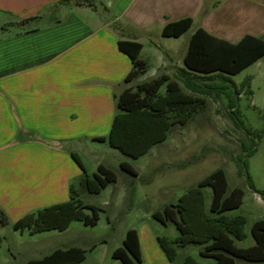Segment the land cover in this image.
Returning <instances> with one entry per match:
<instances>
[{"label":"crops","instance_id":"0c3cea01","mask_svg":"<svg viewBox=\"0 0 264 264\" xmlns=\"http://www.w3.org/2000/svg\"><path fill=\"white\" fill-rule=\"evenodd\" d=\"M58 1L0 0V209L8 219L0 225V264H182L188 259L200 264L191 255L176 262L178 249L198 245L199 256L215 264H231L227 259L236 264L227 252L248 258L258 246L252 233L256 222L250 229L253 244L238 246L246 238L245 218L239 216L244 222L232 232L219 222L231 218L225 215L231 209L217 208L208 217L222 237L199 241L189 234L196 223L189 229L183 223L189 209L186 193L150 215L163 226L172 224L176 237L160 236L147 225L127 227L109 245L106 236L87 230L100 225L104 211L81 195L71 200L69 188L85 177V193L99 195L117 183L115 174L114 182L96 193L90 190V181L104 179L99 168L107 167L99 159L87 168V145L105 143L117 151L108 138L121 115L117 100L124 92L142 99L145 92L138 90L157 83L155 98L167 96L169 88L190 93L174 72L184 68L191 35L202 29L234 44L245 36L264 39V0H83L57 6ZM37 16L38 22L26 21ZM185 18L192 19V26L175 40L188 35L186 48L155 45L154 38H166L165 25ZM247 77L252 86L256 75ZM129 173L135 175L134 170ZM227 189L225 196L234 190ZM67 206H75L80 219H71L63 229L47 227L41 215ZM109 224L100 227L106 230ZM72 229L81 236L59 243L54 239ZM130 233L138 260L125 247ZM163 244L173 251L172 259Z\"/></svg>","mask_w":264,"mask_h":264},{"label":"rangeland","instance_id":"374dc122","mask_svg":"<svg viewBox=\"0 0 264 264\" xmlns=\"http://www.w3.org/2000/svg\"><path fill=\"white\" fill-rule=\"evenodd\" d=\"M187 36L178 41L173 38H154L153 42L159 48L162 45H173L181 50L186 48ZM148 54L151 55L150 52ZM151 72L152 70L147 77ZM251 74L256 75L257 78L251 86L252 95H241L238 108L246 128L261 134L256 153L248 158L247 172L254 187L257 190H264V61L231 78L239 85ZM161 91L163 92V89ZM193 98L197 112L191 113L183 125H171L168 138L136 160L126 157L118 149L113 151L105 143L90 141L87 145L91 151L87 155L89 161L86 163L87 168L100 159L104 161L106 169L117 176V183L110 185L99 195H89L85 192L81 195L86 203L104 211L100 213V225L87 230L95 233V236H106L109 245H112L127 227L138 229L147 225L160 236L176 237L178 232L172 224L163 226L150 215L161 210L165 205L175 203L186 193L188 195L190 192L193 193L189 200L192 209L186 213V222H197L196 219L200 214L206 215L207 218L212 217V206L227 203L226 199L219 202L220 190L216 189H220V186L214 187L211 183L216 181L215 173H218V170L225 176L227 193L233 189L239 191V195L232 199L236 207L225 212L226 216L233 219L242 216L246 220L244 227L246 238L239 242L238 246L249 247L253 244L250 229L254 222H264V202L249 188L247 176L245 173H239L240 166L236 162V156L242 153L241 143L246 140V135L234 127L224 96L216 100L198 95H193ZM124 113L127 112L121 111V114ZM82 157L87 160L86 156ZM123 160L133 169L122 163ZM133 170L134 176L129 173ZM198 193L202 195V199H199ZM228 203H231V199ZM200 211L202 213H199ZM107 221L110 222L109 228L101 229L100 226L107 225ZM195 225L198 226L197 223ZM74 226L82 225L74 223ZM76 236L80 237L81 233L72 229L69 234L54 239L59 243L75 240ZM41 246L44 247V242ZM199 247L198 245L178 249L176 262L182 261L186 255H191L200 264H215L213 259L199 256ZM234 261L236 264H264V260L235 259Z\"/></svg>","mask_w":264,"mask_h":264},{"label":"trees","instance_id":"16d2710c","mask_svg":"<svg viewBox=\"0 0 264 264\" xmlns=\"http://www.w3.org/2000/svg\"><path fill=\"white\" fill-rule=\"evenodd\" d=\"M83 0H59L58 5L67 6L70 4L79 5ZM52 17H50L51 19ZM41 17L37 16L28 22H38ZM24 21L20 22L23 23ZM27 22V23H28ZM26 23V22H24ZM24 25V24H20ZM192 26V19L185 18L175 22L168 23L162 30V36L166 38L177 39L184 35ZM264 57V39L255 38L252 36H245L237 43H230L226 40L217 38L205 32L202 29L195 31L188 42L187 51L183 59L184 68H177L174 72V78L180 82L182 87L190 93H181L176 88H169L168 95L163 98H155V92L158 87L157 83L148 85L146 88H141L139 91H144L145 96L140 99L138 96L124 92L117 100V104L122 111L127 113L119 115L112 126V130L108 141L110 145L123 154L132 158H138L145 154L152 145L163 141L171 125H183L191 113H196L195 101L193 95L205 96L216 100L220 96H224L227 100V109L230 119L237 130H241L246 135V140L242 141V153L236 156V162L240 166L239 173H245L248 179L249 188L259 195L260 199L264 202V190H257L247 172L248 158L252 157L257 151V142L261 138V134L252 131L244 125L238 108V102L241 95L251 96V77H246L239 84H235L232 76L240 74L244 69ZM192 114V115H193ZM104 142L103 138L97 140ZM100 173L104 174L103 181L99 178H94L89 182L90 190L94 193L98 191L104 183L114 182L115 174L108 170L99 168ZM215 182H211L214 187L220 186V199L219 202L226 199L227 203L215 204L212 210L218 208L219 211L229 210L236 207L233 203V198L239 195L237 189L233 190L228 196H225L226 179L222 172L217 171ZM88 189V181L85 177H81L78 183L71 185L69 188L70 199L75 200ZM186 199V204L189 209H186L184 215V226L189 229L192 222H186L185 217L187 211L191 206L189 205L190 195ZM200 194V193H198ZM200 194V198H201ZM231 199V203L228 200ZM75 206H67L58 208L57 210L48 213V211L41 215L47 227H56L63 229L68 222L73 219H80ZM199 213H202L201 211ZM200 217H202L200 219ZM197 224L190 231V237H194L199 241H205L209 238L220 239L222 237L218 228L213 227L209 223V219L204 214L198 216ZM222 222L232 232L235 228L243 224V219L237 217L236 219H222ZM8 223L7 216L0 209V225L4 226ZM263 223V224H261ZM252 233L258 242V246L253 249L248 255V258L241 259L236 254L233 259H240L246 261L264 260V222L255 223ZM132 233L127 235L125 241L126 249L131 253L132 257L138 260L136 250H133ZM205 239V240H204ZM132 241V242H131ZM166 251L173 258V251L163 244ZM120 257L123 262V258ZM226 262L233 263L232 259H227ZM182 264H196L191 259L186 260Z\"/></svg>","mask_w":264,"mask_h":264}]
</instances>
